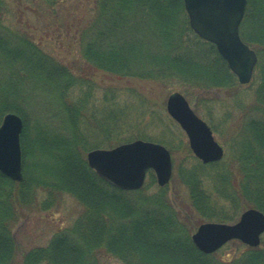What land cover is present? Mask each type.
I'll return each instance as SVG.
<instances>
[{
  "label": "trees",
  "instance_id": "trees-1",
  "mask_svg": "<svg viewBox=\"0 0 264 264\" xmlns=\"http://www.w3.org/2000/svg\"><path fill=\"white\" fill-rule=\"evenodd\" d=\"M246 3L239 34L257 56L247 87L214 45L192 31L182 0H93L77 32L79 57L95 70L173 84L188 101L196 90L229 93L218 100L225 112L218 119L196 109L214 135L229 134V155L210 164L190 156L191 164L177 165L189 211L201 220L234 222L246 208L264 213V0ZM7 10V0H0V121L8 112L22 119L23 178L14 182L0 174V264H102L106 258L120 264H264V239L256 248L232 241L241 249L231 256L199 252L190 239L194 217L175 209L166 186L153 193L145 186L121 191L99 179L85 160L90 150L135 139L165 144L171 155L173 149L143 131L122 136L134 125L116 91L106 88L103 105L92 103L97 85L6 26ZM147 178L155 182L151 171ZM40 193L45 197L38 203ZM64 195L82 206L78 218L17 259L12 228L22 209L46 210Z\"/></svg>",
  "mask_w": 264,
  "mask_h": 264
},
{
  "label": "rangeland",
  "instance_id": "rangeland-1",
  "mask_svg": "<svg viewBox=\"0 0 264 264\" xmlns=\"http://www.w3.org/2000/svg\"><path fill=\"white\" fill-rule=\"evenodd\" d=\"M7 5V14L3 19L6 26L26 33L33 43L54 60L73 66L75 69L78 68L75 72L89 77L97 85V89L91 97L92 103L103 105L102 99L106 88H113L116 91L117 102L120 106L128 105V108L131 109L129 121L134 125L133 130L124 129L122 136L130 137L135 135L133 132L143 131L150 136H161L166 144L172 147V177L166 185L169 199L183 216L189 213L194 217L188 221L193 226L192 233L201 223L212 222L198 219L194 212L189 211L187 190L177 176L178 164L189 165L195 159H191L190 156L193 155L187 150L186 135L176 123H172L173 120L165 108L167 96L175 91L183 94L181 90L176 89L173 84L162 85L158 82L138 78L113 77L89 67L81 60L76 44L77 32L91 16L93 0H7ZM247 94H251V90ZM225 95H229V93L218 90L208 92L196 90L192 100L187 101L195 112L198 105V109L210 110L216 114L215 117L218 119L225 113L218 100H222ZM199 99H202L200 103ZM249 99L248 96L246 100ZM214 137L223 147L224 157L229 155L227 150L229 134H226L225 131L221 137L218 135H214ZM143 186L146 187L145 192L147 193H153L159 187L156 180L149 183L147 176ZM44 197V194L40 193L37 197L38 203ZM81 212L82 206L67 195L62 196L55 205L46 210H41L38 207L23 208L17 223L12 228L17 259H21L24 253L33 248L45 246L55 234L71 226ZM263 239L264 234L261 236V240ZM234 245L232 241L228 242L219 249L220 254H229L230 256L236 254L241 248ZM100 262L102 264H120L111 258L103 259Z\"/></svg>",
  "mask_w": 264,
  "mask_h": 264
},
{
  "label": "water",
  "instance_id": "water-1",
  "mask_svg": "<svg viewBox=\"0 0 264 264\" xmlns=\"http://www.w3.org/2000/svg\"><path fill=\"white\" fill-rule=\"evenodd\" d=\"M192 31L215 46L229 70L241 85L248 84L257 64L253 49L240 38L246 0H182ZM166 112L185 133L193 155L203 164L218 162L224 155L210 127L190 107L179 92L170 93ZM23 123L15 113H6L0 122V174L15 182L22 175L20 135ZM87 166L111 187L122 191L140 189L148 171H152L159 187L172 176V160L163 145L142 139L86 153ZM264 234V213L255 208L241 212L234 223L203 222L191 234L194 247L203 254H212L226 243L237 240L256 248Z\"/></svg>",
  "mask_w": 264,
  "mask_h": 264
}]
</instances>
